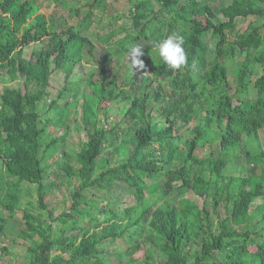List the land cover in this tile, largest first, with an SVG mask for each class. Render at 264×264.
Returning <instances> with one entry per match:
<instances>
[{
	"label": "trees",
	"instance_id": "obj_1",
	"mask_svg": "<svg viewBox=\"0 0 264 264\" xmlns=\"http://www.w3.org/2000/svg\"><path fill=\"white\" fill-rule=\"evenodd\" d=\"M52 1L66 12L0 0V237L30 186L36 196L0 260L20 240L25 264H264V202L254 205L264 198V151L244 142L264 129V0H125L129 25L107 32L100 22L123 14L118 0ZM237 19H249L242 31ZM172 34L188 54L179 70L154 47ZM135 43L145 45V69L132 72L125 58ZM88 64L81 102L77 91L59 103L76 66ZM58 70L62 91L40 106ZM249 87L252 97L242 94ZM111 102L120 109L110 121ZM79 108L87 139L72 151L62 143ZM50 125L64 133L52 136ZM58 148L64 160L45 184L43 159ZM121 192L132 205L119 207Z\"/></svg>",
	"mask_w": 264,
	"mask_h": 264
},
{
	"label": "rangeland",
	"instance_id": "obj_2",
	"mask_svg": "<svg viewBox=\"0 0 264 264\" xmlns=\"http://www.w3.org/2000/svg\"><path fill=\"white\" fill-rule=\"evenodd\" d=\"M107 1H111V0H107ZM36 4L39 5L40 10L45 12L47 15L51 14L52 12L57 11L58 14H64L66 12V9L64 7H60V8H56V3L52 0H35ZM70 6L72 5L73 7H78L84 4L85 0H70ZM117 10L119 13H123L121 14V16H119L114 23L111 24V27H108L107 23L110 20V16H103L102 17V21L100 22V26L99 28L101 29V32H107L109 29H114V30H119L120 25H129L130 21H129V17L127 14V9L131 6L128 2H126L125 0H118L117 2ZM69 7V6H68ZM249 19H237L236 20V28L238 30H243L247 23H248ZM96 26V23H94L89 29H92ZM100 32V33H101ZM120 32L117 36H120ZM103 37V36H101ZM90 38L94 41H98L96 39V37L94 36H90ZM210 49H213V43H210ZM37 48V45L35 44H31L30 46L26 47L24 49V52L29 53L31 50H34ZM244 56V54H241L238 58L236 57V59H242ZM128 58H125V61H128ZM228 62V61H227ZM93 66L91 65H85L84 67L81 65L76 66L75 70L73 71L72 75L70 76V86L73 88L72 92H68L66 94V96L64 97V99H60L58 100L59 103H63L65 100H68L69 98H71V94H75L77 93L78 95V102H81L82 97L80 96V93L82 92H88L89 89L88 87L82 83V79L86 76H84L85 72L90 71L91 68ZM256 67V66H254ZM64 71L63 70H58V71H52V74L50 76V85L47 88V92L49 93V97H47L46 102L43 103H39V105L41 106L42 104H47L49 102V100L54 99L55 96L57 95V93L61 90L64 86ZM232 75V66L230 64H228V82L229 84H231L233 87H235V83L233 82V77H231ZM76 88V89H75ZM79 89V90H78ZM247 92H243L242 94H247L249 96H253L254 92L251 89V87H249L247 89ZM120 104L117 102H111L109 104V108H110V112H109V120L111 121L114 117H116V112L119 111L120 109ZM43 107H41V111L40 114L43 112L42 111ZM48 115L46 114L44 117H47ZM75 117L77 118V124L76 123H70L68 126V130H67V136H66V140L64 143H62L63 147H67L72 151H78V142L79 141H85L87 139V136L85 134V130L83 129V124L80 118V108L77 109L76 111V115ZM47 131L50 132L52 131V136H59L60 134L64 133V128H61L60 126H52L50 125L49 127H47ZM49 134V133H48ZM250 140V141H249ZM247 139L244 140V142H246V147L245 149L248 152H257L258 150H256V148H260L261 150L264 151V129L261 130L258 133V136L255 138H251V139ZM252 144H256L257 147L254 148ZM57 159L55 160H51L48 158H44L43 159V163L46 165V175L44 178V183H48L50 181H55L56 177L53 174V172L57 169V166L59 164V162H62L64 159L62 157V153H61V149L58 148L57 149ZM217 150V147L214 145V151ZM239 152V150L236 152V154ZM241 160H238V162ZM239 164V163H237ZM242 165H244L242 163ZM230 164L227 163L226 165V173L228 172H232L230 169ZM240 169L243 168V166L238 167ZM257 170L256 173L260 174L261 173V168L259 166H257ZM235 173V172H234ZM242 176L246 177L247 173H245L244 171H242ZM264 176V173L262 174ZM27 186V184L22 185V187ZM33 187L30 186L31 189V197H24V199L21 200L20 203V208L18 210L15 211V214L13 216V218L9 219V223L10 226L8 227V229L6 230V232L8 231V237H0V246H10L11 242L9 241L11 237H13L14 235H16L17 230L19 229V227L21 226L22 223V207L24 206L26 200L31 199L32 201H35L36 196L34 193V190L32 189ZM85 194L90 198L91 194H97V200L105 203V201L107 200L106 197V193L104 191L101 190H94V189H89L87 191H85ZM186 196L190 197L191 199H193L196 203H198L199 205H201V199L197 198L196 196L192 195V194H186ZM262 202H264V198L262 197H258L255 202L254 205H258L261 204ZM133 204V198L131 195L127 194V193H120L119 194V207L120 208H124L126 206L132 205ZM98 219L101 220L102 217L99 215ZM53 227L56 226V223H54L52 225ZM20 243H22V241L18 240V242H16L15 244V252L14 254H11L9 256V260L8 261H1L0 260V264H25L26 260H25V247L21 246ZM113 247H110V250L112 251ZM66 257V254H65ZM1 259V256H0Z\"/></svg>",
	"mask_w": 264,
	"mask_h": 264
},
{
	"label": "clouds",
	"instance_id": "obj_3",
	"mask_svg": "<svg viewBox=\"0 0 264 264\" xmlns=\"http://www.w3.org/2000/svg\"><path fill=\"white\" fill-rule=\"evenodd\" d=\"M184 43L185 42L182 36L172 34L162 41L157 42L154 47L157 50L158 56L162 58L163 62L170 69L179 70L188 64V54L184 48ZM144 55V44L135 43L130 46L128 50V59L132 65V72L145 69V64L143 60L140 59V57Z\"/></svg>",
	"mask_w": 264,
	"mask_h": 264
}]
</instances>
